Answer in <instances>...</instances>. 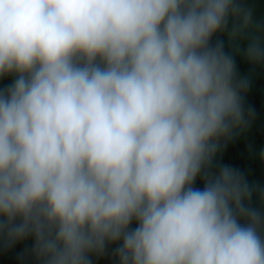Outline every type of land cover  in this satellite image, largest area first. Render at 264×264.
<instances>
[{
	"label": "clouds",
	"instance_id": "1",
	"mask_svg": "<svg viewBox=\"0 0 264 264\" xmlns=\"http://www.w3.org/2000/svg\"><path fill=\"white\" fill-rule=\"evenodd\" d=\"M250 19L242 0H0L4 243L31 239L35 264H264V188L212 167L254 115L213 37Z\"/></svg>",
	"mask_w": 264,
	"mask_h": 264
},
{
	"label": "trees",
	"instance_id": "2",
	"mask_svg": "<svg viewBox=\"0 0 264 264\" xmlns=\"http://www.w3.org/2000/svg\"><path fill=\"white\" fill-rule=\"evenodd\" d=\"M251 10V19L243 29L240 39H230L232 21L228 28L217 33L213 42L222 40L226 51L233 52L238 72L249 80V89L245 94L246 109L253 110V117L247 124L246 132L236 130L232 140H222L213 158V169L221 164H227L240 170L250 185L264 188V160L260 158L264 152V63H256L247 56L249 45L256 39L264 44V0H242ZM14 75L0 77V89L11 83ZM195 186L203 187L200 177ZM253 203L256 204L255 197ZM31 239L16 242L7 246L0 238V264H35L30 255ZM111 247H114L111 246ZM94 264H118L115 256L109 250L103 256L94 258Z\"/></svg>",
	"mask_w": 264,
	"mask_h": 264
}]
</instances>
